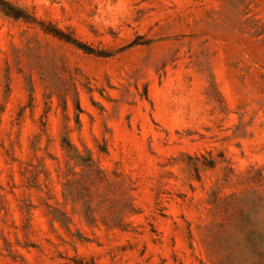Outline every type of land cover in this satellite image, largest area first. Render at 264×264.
<instances>
[{"label":"rangeland","instance_id":"1","mask_svg":"<svg viewBox=\"0 0 264 264\" xmlns=\"http://www.w3.org/2000/svg\"><path fill=\"white\" fill-rule=\"evenodd\" d=\"M1 1L0 264H264V0Z\"/></svg>","mask_w":264,"mask_h":264},{"label":"trees","instance_id":"2","mask_svg":"<svg viewBox=\"0 0 264 264\" xmlns=\"http://www.w3.org/2000/svg\"><path fill=\"white\" fill-rule=\"evenodd\" d=\"M0 8L1 11L8 17H12L14 19H20L23 18V12L22 10L10 5L7 2H0ZM45 32L49 35L54 36L55 38L64 41L66 43H69L78 49H81L87 53L94 54L99 57H106V54L103 52H93L92 50L88 49L85 45L81 44L77 39H75L71 34L66 33L52 25H48L45 27ZM76 110L80 111L79 105L76 104ZM65 145L70 148V144L67 140H64Z\"/></svg>","mask_w":264,"mask_h":264}]
</instances>
